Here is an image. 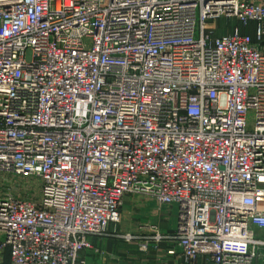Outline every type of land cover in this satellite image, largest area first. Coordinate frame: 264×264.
<instances>
[{
	"label": "built area",
	"instance_id": "built-area-1",
	"mask_svg": "<svg viewBox=\"0 0 264 264\" xmlns=\"http://www.w3.org/2000/svg\"><path fill=\"white\" fill-rule=\"evenodd\" d=\"M131 193L264 264V0H0V264H87Z\"/></svg>",
	"mask_w": 264,
	"mask_h": 264
},
{
	"label": "crops",
	"instance_id": "crops-1",
	"mask_svg": "<svg viewBox=\"0 0 264 264\" xmlns=\"http://www.w3.org/2000/svg\"><path fill=\"white\" fill-rule=\"evenodd\" d=\"M149 206L157 219V231L171 233L177 225L175 206ZM114 226V224H113ZM148 229V227H143ZM111 228L106 235L91 236L92 248L82 251L87 264H187L181 248L170 239L156 241L154 231L142 230L136 240L126 241ZM146 242L148 248L142 250L140 244Z\"/></svg>",
	"mask_w": 264,
	"mask_h": 264
},
{
	"label": "rangeland",
	"instance_id": "rangeland-1",
	"mask_svg": "<svg viewBox=\"0 0 264 264\" xmlns=\"http://www.w3.org/2000/svg\"><path fill=\"white\" fill-rule=\"evenodd\" d=\"M237 25H239L236 18H220L210 21L209 27L216 28V33L222 35L231 32ZM243 32L250 31V27H245L240 24ZM27 59H31V52L27 54ZM149 206L155 205V200L152 196L147 194L131 193L125 198V202L121 208L122 219L120 223L113 224L109 227L116 230L115 234L124 235L131 233L133 236H140L142 230L155 231L158 227L157 219L150 212ZM148 227L145 229L143 227Z\"/></svg>",
	"mask_w": 264,
	"mask_h": 264
},
{
	"label": "trees",
	"instance_id": "trees-1",
	"mask_svg": "<svg viewBox=\"0 0 264 264\" xmlns=\"http://www.w3.org/2000/svg\"><path fill=\"white\" fill-rule=\"evenodd\" d=\"M5 262H6V263L9 262V256H8V254L6 255Z\"/></svg>",
	"mask_w": 264,
	"mask_h": 264
}]
</instances>
